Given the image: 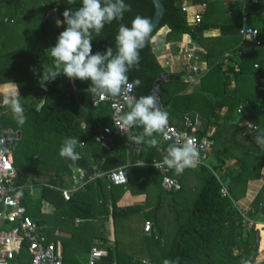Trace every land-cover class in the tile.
Here are the masks:
<instances>
[{"label": "trees", "instance_id": "obj_1", "mask_svg": "<svg viewBox=\"0 0 264 264\" xmlns=\"http://www.w3.org/2000/svg\"><path fill=\"white\" fill-rule=\"evenodd\" d=\"M185 1L187 0H161L165 8L164 14L150 39L162 29L166 30L168 41L177 40L180 36L187 35L204 49L206 59L219 58L222 54L213 52V49L217 48L216 41L219 40L212 39L211 42H208L209 39L200 35L202 31L211 28L220 29L221 37H230L231 41L234 40L232 43L238 45L241 37L239 35L242 8L240 4L231 17L224 22L210 23L207 12L200 8V0H193L204 17L200 24L190 25L187 14L181 11ZM249 1V23L260 22L258 30L259 40L262 43L264 41V15L255 14V11L264 9V0ZM112 2L114 3L115 0ZM125 3L131 5V11L125 12L122 20H114L111 24H105L99 36L93 33L94 38L91 41L93 55L98 52L104 55L108 48L113 50V56L117 54L115 37L121 23L131 27V21L137 15L152 19L155 10L152 0H125ZM22 6L29 7L30 15H27L30 10L27 12L26 9H21ZM82 6V0H76V3L71 5L67 3V0H0V13H5L0 18V49L7 48L3 53L0 52V84L16 83L20 94H26L29 99L21 106L23 109L21 113H14L10 109L6 114H2L0 124L6 130L21 132L20 140L11 149L14 166L18 164L23 167V163L31 162L36 168V172L55 174L49 176L47 185L40 188L37 199L32 198L26 192L22 194V204L28 208V214L39 225L47 224L49 218L48 221L57 225L59 230L70 234L69 239L58 237L62 244L63 264H70L67 258L66 242L85 236L87 232L92 237L96 234L94 236L96 237L97 234H100L99 230L108 218L112 219L114 240L110 243L102 238L107 256L99 264H141L142 259L156 264H165L166 261L169 264H255L256 258L253 257L250 260L252 255L257 256L254 251L255 234L256 231H259L260 241H262L264 228L260 224L242 225L239 212L229 197L221 194V185L215 176L207 170L208 168L200 169L202 187L193 207L190 210H184L183 213L176 211L172 213L175 232L167 246L162 242L164 233L159 215V208L162 205L161 198L168 196L170 197L169 201L173 202V195L179 194L182 189L164 192L159 186L156 206L150 211L142 213L139 205L124 208L117 206V202L124 192L122 188H117L124 185H111L106 178L95 179L94 182L88 181L83 187L85 199L77 190L73 195L71 194L68 202L63 200L61 192L49 187L55 186L61 189V183L64 180L62 173H69L73 169L72 165L62 168L59 167V164L55 168L57 165L55 159L60 157V148L65 138L77 137L82 141L86 135L90 138L97 137L102 127L110 126L112 123V112L108 102H100L94 106L93 101L96 95L88 91L75 92L76 89H89L90 80L76 79L73 81L61 74L55 80L47 81L46 88H44L39 82L41 77L38 79L31 77L32 65L37 66L39 71L44 69L43 72L54 67L49 49L57 44L60 33L67 28V24L57 27L55 20L63 21V12L66 9H71L74 12ZM18 15L22 18L23 24L30 21L31 25L20 28L21 25L14 27L4 23V20L6 22L16 21ZM10 27H14V30L11 31ZM150 39L148 45L140 51L139 69H132L127 73L128 83L133 85L132 96L135 99L151 95L156 81L162 74H165V70L152 51ZM245 55L238 71L232 68L223 69L221 60L213 61L209 71L200 79L199 95L202 99L212 103L214 108L226 107V116L229 117L236 112L240 104H245L244 114L253 108L257 97L252 93H245L244 85H252V82L258 83L255 74L264 76V54L254 57H251L250 54ZM255 64L258 66L257 68H254ZM15 65L17 69H20V76L18 78L9 77L10 69H13ZM229 74L232 75L231 79L235 83L232 91L228 89L231 82V79L228 78ZM136 79L142 82L140 86L134 84ZM180 83V80L161 83L159 100L164 108L171 106L178 110L179 106H188L185 109L180 108L179 112L185 113L191 108L193 96L178 95L168 88L169 85L178 86ZM31 90L33 91L30 92ZM262 99L264 101V97ZM129 111L131 109L127 104L124 115ZM210 114L215 115L214 110H211ZM21 120L24 122L20 123ZM108 120L109 123H107ZM83 123L84 128H81ZM138 123L140 125V122L137 121L131 127V137ZM197 135L202 136L200 133ZM170 146L177 147L172 143L163 142L158 160H165ZM47 149L49 153L54 154H45ZM260 150L255 153L244 152V157L239 163L240 170L236 177H231V181L241 180L247 171L249 173L254 158L256 166L251 174L249 173L247 180L259 179L260 171L264 167V148H260ZM32 160L34 161L32 162ZM48 160H55L53 168L41 171V168L46 167ZM16 173L15 183L17 184H21L20 182L22 184L29 183L31 179H34L24 174L22 169L17 170ZM220 177L222 181L227 179V175L221 174ZM84 179H88L87 176H84ZM89 198H93L94 201H89ZM44 203H49L56 208L53 216L47 214L43 207ZM263 204L264 185L252 202V210L258 212ZM139 215H141V224L144 225L145 221L152 222V230L150 233H144L142 225L140 229L142 240L139 244L136 243L134 253L131 250L133 249L132 241L129 240L128 234L121 237L122 240L116 237V232L119 223L122 222L129 229L134 219H137ZM76 219H80L82 224L72 229L70 224ZM45 233L49 239H56L53 236V231ZM92 241L88 249L91 248ZM257 264H264V259Z\"/></svg>", "mask_w": 264, "mask_h": 264}, {"label": "crops", "instance_id": "obj_2", "mask_svg": "<svg viewBox=\"0 0 264 264\" xmlns=\"http://www.w3.org/2000/svg\"><path fill=\"white\" fill-rule=\"evenodd\" d=\"M193 3V0L185 1L184 4L188 7L190 4ZM242 6L241 0H222V1H213L207 4V7L203 9L204 12H207V18H209L210 23H222L227 18H230L232 13L237 6ZM189 18L193 13V8H189ZM200 12V11H199ZM201 14V12H200ZM255 14L264 15V9H260L255 11ZM204 17V14H201ZM192 25L191 23H189ZM250 25L257 27V23L253 25L250 22ZM200 35L203 38L209 39L208 42H211L212 39L219 40L217 42V48L213 49V52L216 54H222L219 58H205V51L204 49L194 40H192L187 35L180 36L177 40H170L166 39V30L162 29L157 35H155L152 39H150V45L152 47V51L156 56L159 64L165 70V74L172 76L173 79L165 80L163 82H173L179 81L180 85L174 86L169 85L168 88L173 93L178 95H192L193 98L191 100V108L188 112L182 113L179 112L182 108L185 109V105L179 106L178 110L171 106L162 107L159 97V107H161L164 111H167L169 114L168 121L176 126L177 128H182L183 117L185 115H190L192 117L197 118L198 122V133L201 135L205 134L206 132H211V146L209 149V154L212 153V149L216 147L218 142L222 143L223 149H220V154H235L234 156L231 155L229 159H222L220 163L222 164L219 169L213 164L211 168L213 170H217V174L219 175H227V178L230 180L231 177H236L239 170V155L244 154L246 151L257 152L260 150V145L256 143V138H261L262 131L261 125H258L257 118L262 115V111L264 110V76L258 77V83L252 82L257 88L252 87V85H244L246 89L244 90L245 93H252L257 97V102L253 105L252 109H249L246 114L243 113V109L245 108V104H240L238 108H241V111L238 112V108L236 109L235 113H232L229 117L226 116L227 108H214L213 104L207 102L202 99L200 92V79L205 73H207L210 69V64L213 61L219 62L221 60L222 68H232L235 71L239 70V66L242 64L243 57L246 56L245 54H250L251 57L263 55L264 52H260L259 48L262 46V43L259 46H254L256 48L254 51H248L249 43L252 41L248 39H244L240 37L238 45H234L231 41L230 37H221L220 29L211 28L205 31H202ZM219 43V45H218ZM222 43V44H220ZM242 47L240 48V45ZM253 44V43H252ZM246 45V49L244 46ZM187 50L192 51V58L190 60L186 59L185 52ZM167 63V65H165ZM196 67L199 69V72L196 75H193V80L189 81L187 76L189 74L188 70L186 69V64ZM257 65V64H255ZM254 65V68H256ZM258 67V66H257ZM35 69V72L33 71ZM44 69L39 71L37 66L32 65L30 73L31 77L38 79V77H42ZM23 74V73H22ZM24 75V74H23ZM20 76V69H17L15 65L13 69H10L9 77L18 78ZM25 76V75H24ZM228 78L231 79L232 75L229 74ZM227 78V79H228ZM162 82V83H163ZM260 84V86H259ZM235 83L232 81L229 83L228 89L232 91L234 89ZM31 90L30 92H32ZM160 96V92H159ZM8 97L9 99H17L22 106L26 103V100H29L26 97V94H20V90L18 85L14 82L0 84V116L2 114H6L10 109V105L5 104L4 98ZM181 108V109H180ZM211 110H214L215 115H211ZM81 121H83L81 119ZM109 123V120L107 121ZM247 123H251L256 127L254 130H249L247 133H244L245 125ZM81 128H84V123L81 124ZM0 131H9L2 127L0 124ZM261 131V132H260ZM12 132V131H9ZM18 132V131H16ZM133 136L141 137L142 140L140 143H137L135 140L132 139ZM21 137V136H20ZM132 137L130 139H115L113 144L109 148H103L97 142L96 136L93 138L88 137V135L83 137V140L80 141L78 148L75 151L79 154V159L76 161H72L68 158H62L61 156L59 159H55L57 161V165L62 168H67L71 166L73 168L71 172H64L62 176L64 178L63 182L61 183V189H58L55 186H49L59 192L66 190L70 192V195L79 190L81 195L85 199V194L83 193L85 189L83 187L86 185L88 181L94 182L95 179H104L105 173L120 167H128V183L122 187H115L117 189L122 188L124 190L123 194L119 198L117 202V206L124 208L132 205H139L141 206V212H147L153 209L158 201V194H159V186L161 181V174L151 166H147V163L152 161H163L158 160V156L161 153V147L163 145V141L161 140V131L153 132L151 135H147L144 132L143 125L137 124V127L134 128ZM20 140V139H19ZM16 141L13 147H8V149H13L18 141ZM151 141H155V146L151 145ZM151 145V146H149ZM0 148L2 147V142L0 140ZM12 153V152H11ZM45 154H54L49 153L48 149ZM212 158H217V155H213ZM220 159V158H219ZM35 160V158H34ZM32 160V162L34 161ZM55 160H48L46 167L41 168V171H45L48 168H53ZM229 162V165L225 166V161ZM83 161L86 163L89 171V175L86 174L85 171L80 170L78 168L77 162ZM23 167L17 164L14 166L15 169L24 171L28 177H33L29 183H23L18 185H23V188L18 191L20 195V199L22 198L23 193L29 194L31 197L33 194H37L40 191L41 187H44L46 182L49 180V176L53 173L47 172H36V168L34 165L29 163H23ZM193 167H190V169ZM224 168V169H223ZM173 168H171L172 170ZM189 169V168H185ZM197 169V168H193ZM16 170V172H17ZM170 170V172H171ZM198 170V169H197ZM173 171V170H172ZM61 174V172H58ZM55 175V174H53ZM84 176H87L88 179H84ZM95 178L91 180V178ZM177 180L176 178H174ZM75 180V181H74ZM178 181V180H177ZM183 182V181H182ZM232 182V181H231ZM179 183V181H178ZM180 184V183H179ZM181 185V184H180ZM264 185V167L260 171L259 179H250L246 181L244 195L237 201H233V205L238 211L240 210H251L252 209V202L260 192L261 188ZM182 189V187H181ZM228 190V188L226 187ZM36 190V191H35ZM230 190V188H229ZM228 190V193H229ZM34 191V192H33ZM81 196V197H82ZM38 196L34 199H37ZM63 198V197H62ZM88 198V194H87ZM64 200V199H63ZM89 201L93 202V198H89ZM67 202V201H65ZM162 205L160 208H165V204L167 203V199L165 197L161 198ZM22 203V200H21ZM168 201V206H169ZM66 204V203H65ZM23 205V204H22ZM24 206V205H23ZM43 207H45V211L48 215L53 216L55 213L56 208L49 204L44 203ZM26 209V213L28 214V208L24 206ZM238 208V209H237ZM248 214V213H247ZM29 215V214H28ZM30 216V215H29ZM31 217V216H30ZM164 217L163 213L160 212V218ZM49 220V218H48ZM47 220V224H42V229L46 228V225L49 228V231H53V236L56 239H49V241H53L55 243L61 241L58 237L69 236L68 232H64L58 229V226L53 224L51 221ZM152 223V222H151ZM82 221L80 219H76L70 226L72 229H75L78 225H81ZM92 224V223H90ZM109 224L111 226V236L110 238L106 235V226ZM143 225V224H142ZM142 226H140V229ZM100 234H94V239L92 243V247L96 246L99 249L106 250L105 244L102 242L105 238L110 243L114 240V229L112 219L108 218L107 221L104 222L103 227L100 228ZM45 232V231H44ZM51 233V232H50ZM47 236V234H46ZM48 237V236H47ZM65 238V237H64ZM62 246V244H61ZM89 249V252L91 250ZM107 256V255H106ZM105 258V257H104ZM104 258L100 259L98 263H100ZM97 264V263H96Z\"/></svg>", "mask_w": 264, "mask_h": 264}, {"label": "clouds", "instance_id": "obj_3", "mask_svg": "<svg viewBox=\"0 0 264 264\" xmlns=\"http://www.w3.org/2000/svg\"><path fill=\"white\" fill-rule=\"evenodd\" d=\"M67 3L71 5L76 3V0H67ZM82 5L74 12L66 9L63 12V21L55 20L57 27L67 24V28L60 33L57 44L49 49L54 67L44 72L39 81L40 85L46 88L47 81L55 80L57 76L63 74L73 81L90 80L88 91L93 95L99 97L106 94L119 95L130 87L127 73L132 69H139L140 51L148 45L153 31L152 22L150 18L137 15L131 21V27L121 23L115 37L117 54L113 56V50L108 48L104 55L99 52L93 55L91 44L93 33L99 36L105 24L122 20L124 13L131 11V5L126 4L125 0H115L114 3L112 0H82ZM33 71L35 72V69ZM141 83L139 79L134 81L136 86H140ZM3 102L10 105L14 113L23 111L17 99L5 97ZM128 107L131 111L123 116L122 121L129 128L139 121L144 127L145 134L151 135L153 132L161 131L168 124L169 114L158 106L154 95L133 98L128 102ZM117 126L120 127V124ZM132 139L137 143L142 140L138 136H133ZM78 143L80 140L77 137L65 138L60 148V156L72 161L79 159V154L75 151ZM150 143L152 146L156 144L155 141ZM256 143L264 148V139L256 138ZM198 156L195 140L188 137L183 146L168 148V156L165 157L164 163L179 174L197 162ZM154 165L159 167L156 162ZM165 264L169 262L166 261Z\"/></svg>", "mask_w": 264, "mask_h": 264}, {"label": "built area", "instance_id": "obj_4", "mask_svg": "<svg viewBox=\"0 0 264 264\" xmlns=\"http://www.w3.org/2000/svg\"><path fill=\"white\" fill-rule=\"evenodd\" d=\"M213 1L222 0H200V8L205 9L207 4ZM241 2L239 35L244 39L254 42L256 45H260L259 30L249 23L250 13L248 6L250 1L241 0ZM189 8H193V13L190 18L188 14ZM181 11L187 14L188 23L192 25L200 24L202 15L195 3H191L189 7L183 4ZM184 54L186 59L190 60L192 58L191 50H187ZM255 67L257 68V65ZM186 69L189 72L187 79L192 81L193 75H196L199 69L188 63L186 64ZM128 84L130 87L117 97H111L106 94L103 97L96 96L94 98V106L100 102H108L112 112L111 125L102 127L96 137L97 142L103 148H109L115 139H129L131 137V128L123 124L122 121L127 104L133 99V85L131 83ZM237 111L240 112L241 108H238ZM117 124H120V127ZM254 129H256L254 125L247 123L244 133ZM197 133L198 122L196 116L185 115L183 117L182 128H177L168 121L167 126L161 130V140L181 147L188 137L193 138L196 142L199 156L197 162L186 168H208L220 183L221 194L229 197L228 190L223 184L220 175L207 164L211 146V132H206L202 136H198ZM154 162L159 164L158 168L154 165ZM146 165L155 168L161 174L160 187L164 192L179 191L181 189L178 181L170 176L171 168L164 163V160L152 161ZM16 178L17 173L14 168V160L10 149L0 148V264H63L61 244L59 242L49 241L42 226L26 213V209L22 205L18 193L23 188V185L15 183ZM105 178L111 185H126L128 183V167L125 166L110 170L105 173ZM94 179L93 177L91 178V180ZM61 194L64 201L68 202L70 200L71 195L69 191L63 190ZM238 212L241 216L243 226H253L256 224L248 217L246 210L238 209ZM151 230L152 223L145 221L143 232L150 233ZM106 255V250L94 246L88 254L87 264H96L97 261L106 257ZM141 264L156 263L142 259Z\"/></svg>", "mask_w": 264, "mask_h": 264}, {"label": "rangeland", "instance_id": "obj_5", "mask_svg": "<svg viewBox=\"0 0 264 264\" xmlns=\"http://www.w3.org/2000/svg\"><path fill=\"white\" fill-rule=\"evenodd\" d=\"M27 2V1H26ZM26 9V11L28 12L30 9L28 6H22L21 9ZM33 10V8H32ZM35 10L37 11V9L35 8ZM31 10L27 13V15H30ZM4 12L0 13V18H2L4 16ZM22 18H20V16H17V20L16 21H12V22H6V20H4V23L9 24L11 26H20V28L23 27H28L31 25V22L29 21L26 24H23V21L21 20ZM250 21V18H249ZM257 23V26L260 25V22H253V25ZM3 25V24H2ZM14 27H10L11 31L14 30ZM263 40H264V36H263ZM254 45H253V44ZM249 43L248 46V51L252 50L254 51L256 48H254V46H259L256 45L254 42ZM262 46L259 48L261 54L262 52H264V41L262 42ZM261 44V41H260ZM243 49H246V45L244 46ZM5 50H7V48L5 49H0V52L3 53ZM255 74V77L258 78L259 76ZM260 86V85H259ZM252 87L257 88L256 85H254L252 83ZM262 115H260L259 119H257L258 121V125H261V131H262V136L261 139H264V110L261 113ZM254 125V124H253ZM260 131V132H261ZM260 148H262L260 146ZM223 149V145L222 143L218 142L216 144V147H214L212 149V153L209 154V158L207 161L208 166L211 168L210 164L214 163V166H216V169H219L220 166L222 165L220 163V161L222 159H229V157L231 155H235V154H220L219 150ZM213 155H217L218 159L216 158H212ZM239 160L238 162L240 163L242 160V158L244 157V154L239 155ZM220 158V159H219ZM255 159V158H254ZM252 159V165L250 167V174L251 171L255 168L256 166V162L255 160ZM225 166L229 165V162L226 160L225 162ZM193 168H197V169H193ZM193 168H189V169H184L182 173H177L175 171V169H172L170 172V176L173 178H176L179 183L181 184L182 187V191L179 194H175L173 195V199L174 201L171 202L170 197L167 196V203L165 204V208H159V215L160 212L161 214L163 213L164 217L161 218V223L163 225V238H162V242L165 243V245L167 246V244H169L172 240V237L174 235L175 232V227L173 224V214L174 211L176 212H182L184 210H190L193 207L194 201L196 200V197L199 193V191L201 190L202 187V182H201V172L200 169L201 167H193ZM224 169V168H223ZM208 171H210L209 169H207ZM217 171V170H215ZM211 172V171H210ZM212 173V172H211ZM248 171L246 172V174L244 175V177L241 180H234L231 182V180H229L228 178L225 179L223 181V184L225 185V187L230 188L229 190V199L231 200V202L233 203V201H237L239 200L243 195H244V191H245V185H246V181L247 179H249V174ZM213 174V173H212ZM231 179V178H230ZM75 181V180H74ZM183 181V182H182ZM36 191V190H35ZM34 192V191H33ZM37 194H33L32 198H36ZM174 207V208H173ZM260 210V208H259ZM259 210L258 212L254 211V210H248V217L253 220V222H255L256 224H260L261 227L264 228V217L260 216L259 214ZM150 211V210H149ZM141 215L138 216L137 219H134V221L132 222L131 227H129V229L126 228V226H124V224L121 222L117 225V232H116V237L119 239H122L121 237H123L124 235L128 234L129 236V240L132 241V252L134 251L135 253V245L136 243H140V241L142 240L141 234H140V226H142L141 224ZM255 224V225H256ZM263 225V226H262ZM114 229V228H113ZM45 232L49 231L48 226L46 225V228L44 229ZM263 231V235H264V229ZM51 232V231H49ZM111 226L109 224H107L106 226V235L110 238L111 236ZM65 237V238H64ZM63 239H69V236H62ZM91 240H93V237L91 236V234L88 235V232L85 234V236H80L78 238H74L71 239L69 241L66 242V248H67V258L70 261V264H87L88 261V254H89V245H91ZM123 240V239H122ZM93 243V241H92ZM257 256H251L250 260L254 258H256V262L255 264H257L258 262L262 261L264 259V239L262 241H260V246H259V250L256 253ZM99 261H97V264Z\"/></svg>", "mask_w": 264, "mask_h": 264}, {"label": "water", "instance_id": "obj_6", "mask_svg": "<svg viewBox=\"0 0 264 264\" xmlns=\"http://www.w3.org/2000/svg\"><path fill=\"white\" fill-rule=\"evenodd\" d=\"M152 3H153L154 8H155L153 17L151 19L153 31H154L158 27V25L161 21V18L164 14L165 8H164L161 0H152ZM152 32H151V34H152ZM151 34H150V36H151ZM149 39H150V37H149ZM170 79H173V77L169 76L167 74H162L155 83V86L152 90L151 95H154L157 98L158 106H159L158 97H159L160 84L163 81L170 80ZM80 91H88V89H76L75 90L76 93H78ZM109 96L117 97L118 95H116V96L109 95ZM20 136H21L20 131H18V132L0 131V140L2 142V147H4V148L13 147L15 145L16 141L20 139ZM77 164H78L77 166L80 170L85 171L86 174L89 175L88 167H87L85 162L80 161V162H77ZM259 214H260V216L264 217V204L260 207ZM259 246H260V235H259V231H256L255 245H254L255 253L258 252Z\"/></svg>", "mask_w": 264, "mask_h": 264}]
</instances>
